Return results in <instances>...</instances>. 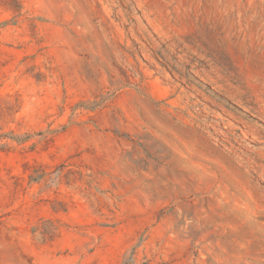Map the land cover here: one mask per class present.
Returning a JSON list of instances; mask_svg holds the SVG:
<instances>
[{"label": "rangeland", "instance_id": "1", "mask_svg": "<svg viewBox=\"0 0 264 264\" xmlns=\"http://www.w3.org/2000/svg\"><path fill=\"white\" fill-rule=\"evenodd\" d=\"M0 264H264V0H0Z\"/></svg>", "mask_w": 264, "mask_h": 264}]
</instances>
